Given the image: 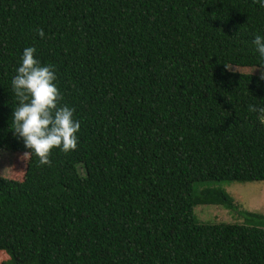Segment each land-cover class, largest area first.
<instances>
[{
	"label": "trees",
	"instance_id": "16d2710c",
	"mask_svg": "<svg viewBox=\"0 0 264 264\" xmlns=\"http://www.w3.org/2000/svg\"><path fill=\"white\" fill-rule=\"evenodd\" d=\"M256 34L255 0H0V150L26 157L0 176V264H264V216L198 186L264 182ZM27 46L79 121L47 165L10 130Z\"/></svg>",
	"mask_w": 264,
	"mask_h": 264
},
{
	"label": "clouds",
	"instance_id": "9594fccd",
	"mask_svg": "<svg viewBox=\"0 0 264 264\" xmlns=\"http://www.w3.org/2000/svg\"><path fill=\"white\" fill-rule=\"evenodd\" d=\"M255 2L264 8V0ZM36 34L43 36V31L37 28ZM250 43L260 61L257 67L264 68V35H254ZM35 51L33 46L22 49L11 77L16 105L11 110L10 130L22 142L26 150L23 154L35 156L37 165H47L53 148L62 153L75 149L79 121L73 118L71 107L59 104L54 66L41 64L34 56ZM260 78L264 79V71Z\"/></svg>",
	"mask_w": 264,
	"mask_h": 264
},
{
	"label": "rangeland",
	"instance_id": "374dc122",
	"mask_svg": "<svg viewBox=\"0 0 264 264\" xmlns=\"http://www.w3.org/2000/svg\"><path fill=\"white\" fill-rule=\"evenodd\" d=\"M254 72L252 70H247ZM12 154L8 151L0 150V176L8 177L12 172V162L19 160L18 168L23 169L26 157L17 156L14 160ZM13 160V161H12ZM12 161V162H11ZM199 187H221L227 191L239 210H247L264 216V182H218L205 181L198 184ZM197 186V187H198ZM193 214L198 222L219 223V222H236L241 223V219H236L234 214L222 206L212 204H199L194 206ZM7 255L0 253V262L5 261Z\"/></svg>",
	"mask_w": 264,
	"mask_h": 264
}]
</instances>
